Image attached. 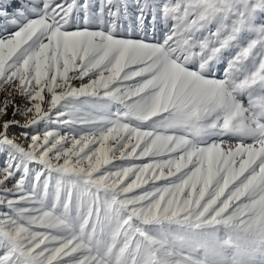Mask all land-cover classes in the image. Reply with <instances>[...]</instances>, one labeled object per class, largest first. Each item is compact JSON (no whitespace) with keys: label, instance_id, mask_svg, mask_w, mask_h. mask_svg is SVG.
<instances>
[{"label":"snow or ice","instance_id":"1","mask_svg":"<svg viewBox=\"0 0 264 264\" xmlns=\"http://www.w3.org/2000/svg\"><path fill=\"white\" fill-rule=\"evenodd\" d=\"M0 92V264H264V0H0Z\"/></svg>","mask_w":264,"mask_h":264},{"label":"rangeland","instance_id":"2","mask_svg":"<svg viewBox=\"0 0 264 264\" xmlns=\"http://www.w3.org/2000/svg\"><path fill=\"white\" fill-rule=\"evenodd\" d=\"M3 97H4V93L3 92H0V100H3ZM19 102V101H18ZM13 117H12V109L11 108H9L8 109V114L6 115V116H4L2 119H4V120H8V119H12ZM16 119H18V120H21V122H23V118L22 117H19V116H17V117H15ZM13 131L15 132V131H17L16 129H13Z\"/></svg>","mask_w":264,"mask_h":264}]
</instances>
